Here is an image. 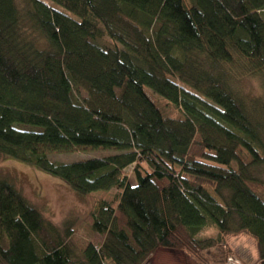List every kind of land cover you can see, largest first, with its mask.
<instances>
[{
    "label": "trees",
    "instance_id": "1",
    "mask_svg": "<svg viewBox=\"0 0 264 264\" xmlns=\"http://www.w3.org/2000/svg\"><path fill=\"white\" fill-rule=\"evenodd\" d=\"M188 1L27 0L21 11L0 0V156L80 197L118 191L93 209L102 243L79 252L71 231L0 180V264H148L159 249L226 264L235 233L257 242L264 264V182L253 172L264 165V103L247 108L222 72L237 57L264 82V0ZM22 12L47 47L26 35ZM80 147L117 153L70 164L46 154ZM212 228L217 239L198 238Z\"/></svg>",
    "mask_w": 264,
    "mask_h": 264
},
{
    "label": "rangeland",
    "instance_id": "2",
    "mask_svg": "<svg viewBox=\"0 0 264 264\" xmlns=\"http://www.w3.org/2000/svg\"><path fill=\"white\" fill-rule=\"evenodd\" d=\"M21 11L26 8L27 0H16ZM187 6L190 5L188 0H184ZM25 24L24 31L26 35L34 40L38 47H47L45 38L37 32L26 19L25 12H22ZM227 77L231 87L237 96L241 97L247 108L252 110L256 106L262 105L264 102V82L262 75L258 72L250 70L249 66L236 57L235 64L225 65L222 71ZM149 97L156 102L160 110L166 115H175L176 111L167 101H164L154 91L149 88L145 89ZM81 97L86 98L87 94L81 90ZM117 153V151L105 148H76L69 153L55 152L48 150L46 152L50 160L62 163H74L94 158H102ZM133 168L126 170L131 181L135 183V177L132 174ZM254 175L264 182V165L253 170ZM0 180H7L12 183L16 189L22 193L28 202L32 203L50 224H53L61 234L68 229L73 235L71 242L75 244L78 251L84 250L89 244L100 245L103 237L97 232L92 231L93 225V209L98 202H108L114 204L118 195V191L98 192L86 197H80L69 188V186L58 178L47 174L34 165L14 161L8 157L0 156ZM209 194L213 195L220 203L217 195L214 193L212 184L202 182ZM160 185H162L160 183ZM218 232L215 229L204 230L199 234L198 238H214L217 239ZM225 244L232 250L229 256L236 257L242 261V264H258L260 257L257 256V246L251 236L246 233H235L225 240ZM189 256V258L187 257ZM200 264L197 260L185 251L160 250L153 255L148 264Z\"/></svg>",
    "mask_w": 264,
    "mask_h": 264
},
{
    "label": "built area",
    "instance_id": "3",
    "mask_svg": "<svg viewBox=\"0 0 264 264\" xmlns=\"http://www.w3.org/2000/svg\"><path fill=\"white\" fill-rule=\"evenodd\" d=\"M226 264H242V261L239 260L238 258L234 257H229L228 262Z\"/></svg>",
    "mask_w": 264,
    "mask_h": 264
},
{
    "label": "crops",
    "instance_id": "4",
    "mask_svg": "<svg viewBox=\"0 0 264 264\" xmlns=\"http://www.w3.org/2000/svg\"><path fill=\"white\" fill-rule=\"evenodd\" d=\"M134 184H135V183H134ZM253 241H254V240H253ZM254 242H255V244H256V246H257L256 253H257V256L259 257V246L257 245V242H256V241H254ZM160 250H162V249H159L158 252H159ZM158 252H157V253H158ZM157 253H156V254H157ZM187 257L189 258L188 255H187ZM191 261H192V263H190V264H194V261H193V260H191Z\"/></svg>",
    "mask_w": 264,
    "mask_h": 264
}]
</instances>
